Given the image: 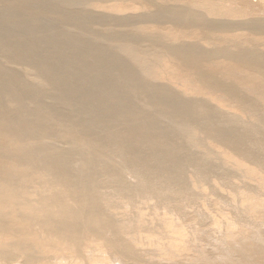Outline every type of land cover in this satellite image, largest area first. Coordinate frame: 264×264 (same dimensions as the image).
Instances as JSON below:
<instances>
[{
	"label": "bare ground",
	"instance_id": "bare-ground-1",
	"mask_svg": "<svg viewBox=\"0 0 264 264\" xmlns=\"http://www.w3.org/2000/svg\"><path fill=\"white\" fill-rule=\"evenodd\" d=\"M0 264H264V0H0Z\"/></svg>",
	"mask_w": 264,
	"mask_h": 264
},
{
	"label": "rangeland",
	"instance_id": "rangeland-1",
	"mask_svg": "<svg viewBox=\"0 0 264 264\" xmlns=\"http://www.w3.org/2000/svg\"><path fill=\"white\" fill-rule=\"evenodd\" d=\"M252 183V182H251ZM222 211H224V212H222ZM219 212V210L218 209H216V210H214V212H213V218H214V220H216L215 222H216V224L218 225V227L220 228V230H222V228H221V226H223L224 225V223L225 222H227L226 220H229L230 221V218H231V213L229 212V211H226V210H220V212ZM230 213V214H229ZM216 214V215H215ZM229 217H228V216ZM218 219V220H217ZM224 220V221H223ZM228 221V222H229ZM220 224V225H219ZM218 231H219V229H218ZM218 236V235H217ZM208 248V249H207ZM206 249L207 250H211V246H206ZM159 253V255L160 254H162V252L161 251H159L158 252ZM157 253V254H158ZM161 256V255H160ZM161 259H162V257H160ZM159 258V259H160ZM158 258H157V260H159ZM155 260V259H154ZM61 263H66V261H61Z\"/></svg>",
	"mask_w": 264,
	"mask_h": 264
}]
</instances>
